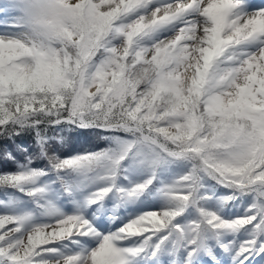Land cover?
<instances>
[{
    "label": "snow or ice",
    "instance_id": "6c2138e0",
    "mask_svg": "<svg viewBox=\"0 0 264 264\" xmlns=\"http://www.w3.org/2000/svg\"><path fill=\"white\" fill-rule=\"evenodd\" d=\"M0 140V264H264V3L0 0Z\"/></svg>",
    "mask_w": 264,
    "mask_h": 264
},
{
    "label": "trees",
    "instance_id": "16d2710c",
    "mask_svg": "<svg viewBox=\"0 0 264 264\" xmlns=\"http://www.w3.org/2000/svg\"><path fill=\"white\" fill-rule=\"evenodd\" d=\"M86 129H79L70 133H67V144L66 146L63 148V152L64 153H71L75 150H80L82 149L81 145L83 144V147H85V144H88L90 146H95L92 150H95L96 148H103L106 146V142L99 140L98 138L95 137V139L91 136L93 134L85 131ZM15 144H21L24 145L28 148V150L30 152H35L37 149V146L35 145L33 136L31 134H24L20 137H18L15 141ZM15 144L12 143V141H8L7 145L5 144V142L3 140H0V153L3 152V149L5 147H8L9 150L13 151L17 157L19 159H22V155L20 152H18L16 150ZM34 163H36L38 166L43 167L44 162L43 161H35ZM14 168V165L11 164V162H8L7 164H5V162L0 159V172L4 171V170H12ZM180 169H174V172H179ZM166 179L168 177H165ZM134 179V177H133ZM144 176H136L135 180H143ZM223 191V190H220ZM143 199V197H142ZM150 200V199H149ZM243 208V206L239 207V208H235L236 209H241ZM234 208H232V212Z\"/></svg>",
    "mask_w": 264,
    "mask_h": 264
},
{
    "label": "rangeland",
    "instance_id": "374dc122",
    "mask_svg": "<svg viewBox=\"0 0 264 264\" xmlns=\"http://www.w3.org/2000/svg\"><path fill=\"white\" fill-rule=\"evenodd\" d=\"M93 132V131H92ZM94 139H95V135H91ZM96 138H98V137H96ZM160 206V201H156L155 202V204H154V208H157V207H159ZM64 210L65 211H68V210H70V208L69 209H65L64 208ZM123 218H126V217H123ZM121 223V221L120 220H118V221H116V223H114V226H116V227H118L119 226V224ZM258 259H260L259 257H257L255 260H253L252 262H251V264H255L256 263V261L258 260ZM246 264H247V262H246Z\"/></svg>",
    "mask_w": 264,
    "mask_h": 264
}]
</instances>
